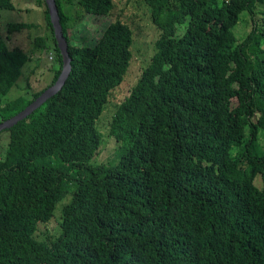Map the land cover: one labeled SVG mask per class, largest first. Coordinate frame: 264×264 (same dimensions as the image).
I'll return each instance as SVG.
<instances>
[{"label":"trees","instance_id":"obj_1","mask_svg":"<svg viewBox=\"0 0 264 264\" xmlns=\"http://www.w3.org/2000/svg\"><path fill=\"white\" fill-rule=\"evenodd\" d=\"M56 2L72 67L59 92L6 129L0 264H264V0H143L154 50L113 116L107 162L95 160L98 120L130 68L134 31L115 0H79L86 14L116 19L94 45L74 43L67 1ZM46 16L53 44L34 42L59 66L32 97L6 99L32 53L0 35V122L62 71L48 7ZM241 22L251 29L239 37ZM33 26L10 22L8 33ZM68 195L60 233L39 239Z\"/></svg>","mask_w":264,"mask_h":264},{"label":"rangeland","instance_id":"obj_2","mask_svg":"<svg viewBox=\"0 0 264 264\" xmlns=\"http://www.w3.org/2000/svg\"><path fill=\"white\" fill-rule=\"evenodd\" d=\"M66 1L64 9L68 13V24L72 25L69 29V36L74 43L94 45L102 31L116 19L111 15L86 14L79 4V0ZM13 2L16 5L15 10L0 9V35L3 36L10 48L21 47L30 51L32 60L24 67L23 76L8 93L7 100L21 95L32 97L33 92L51 82L55 70L59 66L56 52L53 49L38 48L34 42V38L41 35L48 38L49 45L53 44V32L46 16L48 7L46 0L43 4L38 0H13ZM115 2L117 3L116 12L122 20L131 25L134 31V40L131 46L133 57L124 81L113 90L110 101L98 120L99 129L104 135V142L101 151L96 156V162H107L116 153L118 142L111 135L113 116L120 103L136 84L144 66L150 61L154 50V40L157 36V29L151 20L150 10L143 0H115ZM10 22L32 23L35 26L9 34L8 24ZM249 29H251V25L244 26L242 22L233 28L237 36L239 33L243 35ZM183 31L184 29L181 27L180 33ZM9 140V131H0L1 154L7 149ZM260 142L264 144V136L261 137ZM258 182L260 183V179ZM69 200L70 195L58 203L52 220L39 223L37 231L39 239L54 237L60 233L61 208Z\"/></svg>","mask_w":264,"mask_h":264},{"label":"water","instance_id":"obj_3","mask_svg":"<svg viewBox=\"0 0 264 264\" xmlns=\"http://www.w3.org/2000/svg\"><path fill=\"white\" fill-rule=\"evenodd\" d=\"M51 21L54 27L55 37L57 39L58 46L63 55V68L56 80V82L48 87L42 94H40L31 104H29L25 109L14 115L13 117L0 122V131L6 130L16 124L18 121L24 119L30 113H32L37 107L43 104L47 99L52 97L54 94L59 92L64 86L70 71H71V57L68 51V40L65 37L63 31V25L61 23L59 9L56 0H46Z\"/></svg>","mask_w":264,"mask_h":264}]
</instances>
